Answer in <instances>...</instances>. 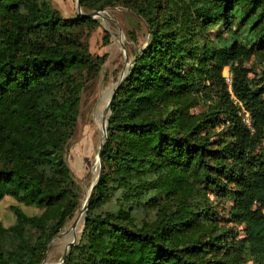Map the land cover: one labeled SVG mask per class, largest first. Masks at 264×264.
I'll return each mask as SVG.
<instances>
[{
    "label": "trees",
    "instance_id": "16d2710c",
    "mask_svg": "<svg viewBox=\"0 0 264 264\" xmlns=\"http://www.w3.org/2000/svg\"><path fill=\"white\" fill-rule=\"evenodd\" d=\"M183 2L163 13L161 23L155 2L127 4L148 18L151 42L112 103L102 175L85 213L83 233L93 236L83 264H264V83L255 84L246 66L264 49V0ZM116 4L81 0L87 11ZM234 12L246 35L221 42L206 38L197 62L190 63L192 35L204 36L217 23L236 34ZM69 25L49 0H0V200L8 196L44 209L27 216L15 208L17 223L10 228L0 223V264H41L47 245L78 208L77 185L65 161L80 101L81 84L72 74L93 62L85 51L61 43L38 45L28 37ZM226 67L234 95L251 113L253 130L242 124L228 99ZM207 78L216 91L210 112L192 115ZM162 103L173 106L156 110ZM216 128L228 140L215 145ZM113 139L115 149L110 148ZM152 175L156 181L149 179ZM108 181L125 199L158 187L159 181L178 195L152 206L158 220L138 225L132 207L93 215L97 194H108ZM203 184L230 198L243 234L202 222L210 208L194 212L190 198ZM179 195L182 202L176 201ZM74 249L66 264H72Z\"/></svg>",
    "mask_w": 264,
    "mask_h": 264
},
{
    "label": "rangeland",
    "instance_id": "374dc122",
    "mask_svg": "<svg viewBox=\"0 0 264 264\" xmlns=\"http://www.w3.org/2000/svg\"><path fill=\"white\" fill-rule=\"evenodd\" d=\"M49 1L53 9L59 14L61 20L71 25L54 34L38 30L31 33L28 36L29 39L38 45L61 43L65 44L66 47L71 50L85 51L93 63H91L90 66L85 65V67L72 74L73 79L81 84L79 91L80 101L78 116L72 136L66 142L65 161L77 185L76 194L78 208L73 217L66 222L62 230L56 234L47 245V251L41 264H61L67 246L74 239H76V244L68 249L67 258L63 264L67 263V259L73 247H75L74 252L72 256L70 255L72 264H83L87 261L86 258L91 253L89 247L93 235L83 233L86 214L82 211L83 206L92 192V187L94 186L92 193L93 197L95 187L99 183L102 175L103 162L102 159L101 164L99 162V152L103 142L104 150L108 140V123L111 115V108L110 111H107V105L115 88L117 87V93L120 86L123 85L127 79L130 68L134 65L137 56L141 54L151 42V28L149 27L148 18H144L139 12L127 6V4L132 5L137 3L143 7H147L150 2H155L159 6L155 13L156 18L158 22L161 23L163 13L169 14L170 7L173 11H176L178 7L180 8L179 5L184 2L183 0H174V3L176 2L178 6H171L173 4H171L170 0H93L94 3L111 2L112 4V2H114L117 4L115 6L105 7L103 10L94 9L92 11H87L81 5V11H79L78 0ZM95 11L101 12V15L86 18L85 21L79 20L81 17L80 12L89 14ZM233 16L232 30L235 31L236 34L227 32L223 24L217 23L211 30L205 31L204 36H201V33L197 36L192 35L195 53L188 59L190 63L197 62L195 56L196 54H202V50L205 49L204 41L206 38L211 40L218 39V41L221 42L222 40L220 39L222 38L232 37V39H236L246 35V29H244V23L242 22L240 14L234 12ZM190 25L194 26L193 19H190ZM198 30L199 29L193 31L194 33H199ZM246 66L250 69V77L254 80V83L259 85L263 84L264 49L261 50L258 55L254 56ZM185 68L186 70H191L189 65ZM229 75L231 76L230 69L226 67L223 70L222 76L227 87L228 99L235 107L237 115L243 124L239 106L234 103L229 90V84L226 79ZM211 80L214 82V79ZM203 83L206 85V88L203 92V86L200 87L201 92L199 98L202 97V100L199 99V101L201 100L199 104H195L191 107L189 112L192 115L209 113V107L213 104L216 91L209 86L210 80L208 78L202 79L201 85H203ZM129 88L130 85L126 90ZM161 106H163L164 110L160 109ZM172 106V103L168 106L162 103L156 110L165 112V110L170 109ZM143 115L155 120L159 119L158 114L151 116L147 113H143ZM104 120L107 121L105 141V131L103 129ZM222 138L228 140V136L225 137L224 134L219 133L218 128L212 131L211 140H213L215 145L218 139ZM110 148H116L115 139L112 140ZM149 179L156 181L157 177L152 175ZM107 186L109 191L104 198L102 195L97 194L99 199L96 205H94L95 210L93 215H103L107 212L109 214H118L117 209L121 206L123 208L132 207L138 225H142L148 221L155 222L158 220L159 213L157 212V207L152 206L156 203L162 204L163 201L171 202L178 195L169 191L163 184H160V181L158 187L144 190L142 193L129 199H125L120 194V191L115 190L116 185L112 182L108 181ZM194 189L195 192L190 198L191 208L194 212L208 207L210 208L206 216L202 219V222L204 221L207 225L218 224L226 229L232 230L233 233L236 232L238 235L243 234V225L235 222V218L231 212L233 204L229 197L218 193L216 189L205 186L204 184L195 186ZM105 199L108 201L105 202ZM183 199L184 197L179 195L176 201L182 202ZM15 208H20L27 216H39L44 211L43 208L37 207L36 205H25L7 196L0 200V223L4 227L10 228L17 223ZM171 210H174V207H172ZM78 217L79 222L77 226L73 228V223ZM77 228L79 229L78 235L69 242ZM246 264L255 263L253 261H248Z\"/></svg>",
    "mask_w": 264,
    "mask_h": 264
},
{
    "label": "water",
    "instance_id": "95a60500",
    "mask_svg": "<svg viewBox=\"0 0 264 264\" xmlns=\"http://www.w3.org/2000/svg\"><path fill=\"white\" fill-rule=\"evenodd\" d=\"M78 9H79V11H81V0H78ZM80 15H81L82 17H84V18H90V17H95V16H99V15H101V12H99V11H95V12H91V13H89V14H83L82 12H80ZM116 90H117V87L115 88V90L113 91V93H112V95H111V97H110L109 103H108V105H107V111H110L112 101L114 100V97H115V94H116ZM103 128H104V131H105V134H104V141H105V138H106V131H107V121H106V120H104V122H103ZM103 144H104V142H103ZM103 144H102L101 149H100V152H99V162H100V164H101V159H102ZM93 188H94V186L92 187V192H91V194H90V196H89L87 202H86L85 205L83 206V211H82L83 213H86V211L88 210V206H89L90 200H91V198H92ZM78 222H79V217L76 218V220L74 221V223H73V228H75V227L77 226ZM74 244H76V239H74V240H73V241L67 246V248H66V250H65V252H64V255H63V259H62V263H61V264H63V262H64V261L66 260V258H67V255H68V249H69L72 245H74Z\"/></svg>",
    "mask_w": 264,
    "mask_h": 264
},
{
    "label": "built area",
    "instance_id": "2783aa9c",
    "mask_svg": "<svg viewBox=\"0 0 264 264\" xmlns=\"http://www.w3.org/2000/svg\"><path fill=\"white\" fill-rule=\"evenodd\" d=\"M226 79H227V82L229 84V90H230L231 96L234 100V103L239 106L240 116L242 118L243 125L246 128L253 130V123H252V117H251L250 111L245 107L243 102L240 101L233 93V90H232V74H231V76L230 75L227 76Z\"/></svg>",
    "mask_w": 264,
    "mask_h": 264
},
{
    "label": "bare ground",
    "instance_id": "6f19581e",
    "mask_svg": "<svg viewBox=\"0 0 264 264\" xmlns=\"http://www.w3.org/2000/svg\"><path fill=\"white\" fill-rule=\"evenodd\" d=\"M104 129V128H103ZM103 138V137H102ZM96 171H98V170H96ZM98 173V172H97ZM84 220V219H83ZM80 226V225H79ZM82 231V230H81ZM78 233H79V229L77 228L76 229V231H75V233L72 235V237H71V239H70V241L69 242H71L77 235H78Z\"/></svg>",
    "mask_w": 264,
    "mask_h": 264
}]
</instances>
